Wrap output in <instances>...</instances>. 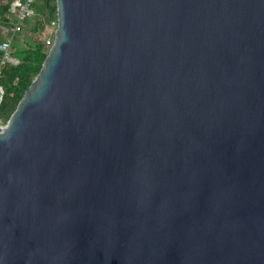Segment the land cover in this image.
Returning a JSON list of instances; mask_svg holds the SVG:
<instances>
[{
	"label": "water",
	"instance_id": "obj_1",
	"mask_svg": "<svg viewBox=\"0 0 264 264\" xmlns=\"http://www.w3.org/2000/svg\"><path fill=\"white\" fill-rule=\"evenodd\" d=\"M56 3L0 123V264H264V0Z\"/></svg>",
	"mask_w": 264,
	"mask_h": 264
},
{
	"label": "trees",
	"instance_id": "obj_2",
	"mask_svg": "<svg viewBox=\"0 0 264 264\" xmlns=\"http://www.w3.org/2000/svg\"><path fill=\"white\" fill-rule=\"evenodd\" d=\"M0 0V44L4 41L5 35L2 32L3 26H8L12 39V55L19 59V63L6 62L2 64L0 85L4 88L3 98L0 102V123H5L18 103L22 99L25 91L29 88L34 78L42 68L47 56V47L43 39L32 36L21 39V32L26 24L33 22L31 31L37 34L45 29L47 24L57 19L56 0H36L35 14L24 20V25L14 31L15 21L6 16L9 12L12 0ZM4 51L0 49V65ZM1 99V98H0Z\"/></svg>",
	"mask_w": 264,
	"mask_h": 264
},
{
	"label": "built area",
	"instance_id": "obj_3",
	"mask_svg": "<svg viewBox=\"0 0 264 264\" xmlns=\"http://www.w3.org/2000/svg\"><path fill=\"white\" fill-rule=\"evenodd\" d=\"M35 2L36 0H12L10 4L9 12L6 14L8 18L15 21V27L13 28L14 31L18 30L24 24V20L27 18L32 17L36 10H35ZM7 31L3 29V34L5 35L4 41L0 44V49L4 51V55L0 65V75H1V68L2 64L6 62H13L19 63V59L12 55V39L13 35H10V29L8 26ZM58 27V19L52 20L49 24H47L45 29L40 30L37 34H39V38L43 39L45 42L46 47L54 43L55 32ZM43 34H49L46 42V39ZM4 93V88L0 85V98ZM4 125V123H1Z\"/></svg>",
	"mask_w": 264,
	"mask_h": 264
},
{
	"label": "rangeland",
	"instance_id": "obj_4",
	"mask_svg": "<svg viewBox=\"0 0 264 264\" xmlns=\"http://www.w3.org/2000/svg\"><path fill=\"white\" fill-rule=\"evenodd\" d=\"M5 2H6V0H4ZM3 1V2H4ZM33 22H31V23H29V24H26L24 27H23V29H24V31L23 32H21V35H20V37H21V39L24 41V37H26V36H32L33 37V39H36L37 37H39V34H33L32 33V31H31V26L33 25L32 24ZM24 25V24H23ZM3 29L5 30V32L7 31V27H5V26H3L2 27V32H3ZM44 35V37H45V39H46V42H47V39H49L48 38V36H49V34H43ZM51 47V45H49V46H47V50H49V48ZM48 52V51H47Z\"/></svg>",
	"mask_w": 264,
	"mask_h": 264
}]
</instances>
